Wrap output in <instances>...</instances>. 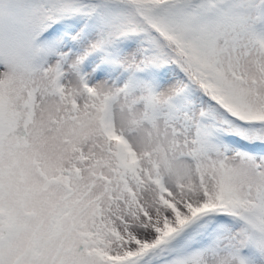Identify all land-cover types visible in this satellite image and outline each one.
<instances>
[{
    "label": "snow or ice",
    "instance_id": "6c2138e0",
    "mask_svg": "<svg viewBox=\"0 0 264 264\" xmlns=\"http://www.w3.org/2000/svg\"><path fill=\"white\" fill-rule=\"evenodd\" d=\"M0 264H264V0H0Z\"/></svg>",
    "mask_w": 264,
    "mask_h": 264
}]
</instances>
